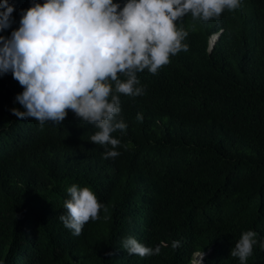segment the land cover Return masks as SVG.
Segmentation results:
<instances>
[{
    "label": "trees",
    "instance_id": "trees-1",
    "mask_svg": "<svg viewBox=\"0 0 264 264\" xmlns=\"http://www.w3.org/2000/svg\"><path fill=\"white\" fill-rule=\"evenodd\" d=\"M9 3L5 37L32 0ZM182 26L188 51L157 75L138 73L144 95H121L127 128L112 134L121 142L114 159L71 110L43 126L13 115L24 89L0 76V264H193L199 253H210L205 264H239L230 253L248 230L257 245L246 264H264V0H242L208 23L189 15ZM72 184L108 208L79 236L59 219ZM128 237L160 254L130 255Z\"/></svg>",
    "mask_w": 264,
    "mask_h": 264
},
{
    "label": "clouds",
    "instance_id": "clouds-1",
    "mask_svg": "<svg viewBox=\"0 0 264 264\" xmlns=\"http://www.w3.org/2000/svg\"><path fill=\"white\" fill-rule=\"evenodd\" d=\"M242 0H32L21 10L19 27L10 36L0 35V76L11 73L24 89L15 97L24 109L10 111L21 119L61 124L71 110L80 120L98 129L90 140L105 148L104 159L116 158L120 140L113 133L125 132L121 116V95L138 97L146 93L138 73L152 75L170 63V56L187 52L183 41L188 31L186 16L208 23L225 11H235ZM15 11L9 0H0V32L11 27ZM178 24L180 25L178 27ZM213 34L212 51L220 40ZM142 121L143 116L137 114ZM66 214L59 219L79 236L86 223L108 212L88 187L72 184ZM108 219V216L104 217ZM257 233L244 231L230 256L246 264L257 245ZM179 241L172 247L178 248ZM264 250V242L260 243ZM122 248L141 258L159 255L161 248L145 246L134 237L123 240ZM205 264L209 253H199ZM204 255H206L204 257Z\"/></svg>",
    "mask_w": 264,
    "mask_h": 264
},
{
    "label": "bare ground",
    "instance_id": "bare-ground-1",
    "mask_svg": "<svg viewBox=\"0 0 264 264\" xmlns=\"http://www.w3.org/2000/svg\"><path fill=\"white\" fill-rule=\"evenodd\" d=\"M196 259H197V261H200L201 260V256L197 257ZM199 264H200V262H199Z\"/></svg>",
    "mask_w": 264,
    "mask_h": 264
},
{
    "label": "rangeland",
    "instance_id": "rangeland-1",
    "mask_svg": "<svg viewBox=\"0 0 264 264\" xmlns=\"http://www.w3.org/2000/svg\"><path fill=\"white\" fill-rule=\"evenodd\" d=\"M201 256V255H200ZM202 261V260H201ZM200 261H197V259L195 260V264H199Z\"/></svg>",
    "mask_w": 264,
    "mask_h": 264
},
{
    "label": "water",
    "instance_id": "water-1",
    "mask_svg": "<svg viewBox=\"0 0 264 264\" xmlns=\"http://www.w3.org/2000/svg\"><path fill=\"white\" fill-rule=\"evenodd\" d=\"M210 254V253H209ZM206 255H204V257H205Z\"/></svg>",
    "mask_w": 264,
    "mask_h": 264
}]
</instances>
